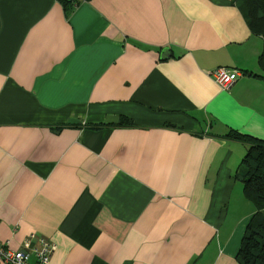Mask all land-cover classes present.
I'll use <instances>...</instances> for the list:
<instances>
[{
  "label": "crops",
  "instance_id": "crops-1",
  "mask_svg": "<svg viewBox=\"0 0 264 264\" xmlns=\"http://www.w3.org/2000/svg\"><path fill=\"white\" fill-rule=\"evenodd\" d=\"M262 49L236 0H0V240L42 236L48 264H238L247 145L219 136L264 141Z\"/></svg>",
  "mask_w": 264,
  "mask_h": 264
},
{
  "label": "trees",
  "instance_id": "trees-1",
  "mask_svg": "<svg viewBox=\"0 0 264 264\" xmlns=\"http://www.w3.org/2000/svg\"><path fill=\"white\" fill-rule=\"evenodd\" d=\"M58 1L69 9L79 0ZM236 1L242 8L250 33L261 38L263 49L257 56L256 63L262 74L254 75L264 80V0ZM116 126L132 127L133 124L129 118L120 116ZM219 137L247 145L240 159V171L236 178L241 183L243 197L252 204L255 212L245 225L235 259L238 264H264V141L232 130Z\"/></svg>",
  "mask_w": 264,
  "mask_h": 264
},
{
  "label": "built area",
  "instance_id": "built-area-1",
  "mask_svg": "<svg viewBox=\"0 0 264 264\" xmlns=\"http://www.w3.org/2000/svg\"><path fill=\"white\" fill-rule=\"evenodd\" d=\"M209 75L218 87L227 89L238 73L233 68L218 66L210 70ZM53 249L50 241L35 233H29L15 249L0 240V264H48Z\"/></svg>",
  "mask_w": 264,
  "mask_h": 264
},
{
  "label": "water",
  "instance_id": "water-1",
  "mask_svg": "<svg viewBox=\"0 0 264 264\" xmlns=\"http://www.w3.org/2000/svg\"><path fill=\"white\" fill-rule=\"evenodd\" d=\"M63 1H69V0H63ZM166 56H168V51L166 48H162L160 50V55L159 57L161 59L165 58ZM68 123H75L77 122L76 120L74 119H69L67 121ZM118 122V117L117 116H113V115H107L105 116L104 120H103V123L107 124V123H112V124H116Z\"/></svg>",
  "mask_w": 264,
  "mask_h": 264
}]
</instances>
